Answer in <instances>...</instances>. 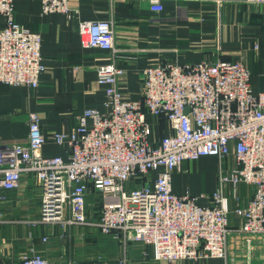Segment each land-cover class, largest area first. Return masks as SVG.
<instances>
[{"label":"built area","instance_id":"1","mask_svg":"<svg viewBox=\"0 0 264 264\" xmlns=\"http://www.w3.org/2000/svg\"><path fill=\"white\" fill-rule=\"evenodd\" d=\"M149 1L152 11L163 10L160 0ZM40 2L43 14L70 16V0ZM245 2L264 7V0ZM0 17V85L38 88L44 71L41 35L16 23L14 0H0ZM114 35L111 21L78 24L83 48L116 56ZM96 72L106 111L86 109L69 134H54L56 143L68 144L66 159L42 154L46 137L34 112L28 115L24 143L0 139V201L5 199L1 191L18 189L23 175H32L40 191L37 223L95 225L103 234L142 242L155 260L169 263L214 258L224 264H264V91H252L242 63L148 66L141 73L138 101L120 91L124 73L113 63L98 65ZM148 116L163 118L169 127L157 145ZM204 156L218 161L208 206L170 189V176L182 162ZM229 157L233 164L227 171L223 161ZM240 184L253 187V197L231 210L224 190L232 186L236 199ZM91 197L97 202L94 223L87 210ZM231 213L240 220L237 227L230 224ZM233 240L243 244L241 254ZM16 264L51 263L31 249Z\"/></svg>","mask_w":264,"mask_h":264},{"label":"crops","instance_id":"2","mask_svg":"<svg viewBox=\"0 0 264 264\" xmlns=\"http://www.w3.org/2000/svg\"><path fill=\"white\" fill-rule=\"evenodd\" d=\"M163 10H151L149 0L114 1L70 0V16L43 14L40 0H14L15 21L26 30L41 35L44 71L39 87L0 85V139L4 143H24L27 139L29 113L40 117L46 137L42 154L68 156V144H58L54 134H69L76 116L86 109L101 113L105 91L97 85L98 65L113 63L123 71L119 89L130 100L141 96V73L151 65H184L236 61L249 71L254 93L264 91V7L245 0H160ZM111 21L118 54L97 48H83L78 36L82 21ZM0 17V28L3 26ZM157 145L169 134L167 122L148 116ZM232 158L223 161L228 171ZM155 174L152 178H155ZM218 181V161L204 156L184 161L170 176V189L178 196L196 197L202 206ZM229 207L246 206L253 197V187L227 186ZM0 264H16L30 252L41 254L49 263L73 261L74 264H224L214 258L180 260L169 263L155 260L151 248L142 242L124 240L115 234H103L95 226H70L37 223L40 191L32 175H23L16 190L1 191ZM96 198L88 200V214L97 221ZM231 226L240 220L229 217ZM45 239V241L43 240ZM238 253L243 244L233 240ZM258 254L253 253L254 260Z\"/></svg>","mask_w":264,"mask_h":264},{"label":"trees","instance_id":"3","mask_svg":"<svg viewBox=\"0 0 264 264\" xmlns=\"http://www.w3.org/2000/svg\"><path fill=\"white\" fill-rule=\"evenodd\" d=\"M163 119V118H162Z\"/></svg>","mask_w":264,"mask_h":264}]
</instances>
